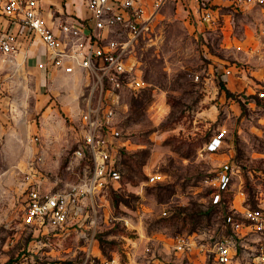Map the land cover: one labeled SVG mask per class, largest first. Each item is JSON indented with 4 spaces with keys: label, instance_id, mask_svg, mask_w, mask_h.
Here are the masks:
<instances>
[{
    "label": "rangeland",
    "instance_id": "rangeland-1",
    "mask_svg": "<svg viewBox=\"0 0 264 264\" xmlns=\"http://www.w3.org/2000/svg\"><path fill=\"white\" fill-rule=\"evenodd\" d=\"M158 1L141 0L146 29L128 48L133 74L110 150L121 181L94 198L95 211L87 214H95V227L85 218L41 234L23 224L20 183L30 161L40 158L44 192L78 184L92 166L78 116L53 107L39 121L45 109L39 102L46 99L39 88L3 91L19 118L7 120L0 136V264L24 257L32 264H79L86 254L120 264H214V241L230 236L224 212L231 220L233 207H264V14L214 7L210 0ZM208 5L214 21L205 24L201 9ZM118 37L109 34L99 45ZM221 131L222 148L206 153L205 144ZM23 133L26 139H13ZM19 150L29 154L15 160ZM78 150L82 160L74 159ZM226 162L235 176L225 205L214 207L212 178ZM153 175L158 179L150 183ZM239 237L238 246L258 241ZM182 240L191 247L176 252Z\"/></svg>",
    "mask_w": 264,
    "mask_h": 264
},
{
    "label": "built area",
    "instance_id": "built-area-1",
    "mask_svg": "<svg viewBox=\"0 0 264 264\" xmlns=\"http://www.w3.org/2000/svg\"><path fill=\"white\" fill-rule=\"evenodd\" d=\"M165 0H159L162 4ZM227 7L234 11L245 7H256L264 14V0H224ZM1 14L14 29H0V53L12 57L17 51V38L27 35L36 39L45 48L47 59L38 64L39 69H62L71 74L75 69L84 71L88 84L80 96V125L82 143L87 160L91 162L90 175L83 177L76 185L64 190L44 192L43 176L37 167L40 158L28 163L23 175L25 186V206L22 215L24 225L39 233L64 229L67 225L89 218V225L95 227L94 198L108 185L119 184L120 174L110 162L113 141L119 138L114 121L121 108L124 88L133 74L134 65L128 61V48L146 29V16L140 0H86L88 19L92 22V32L85 34L83 24L66 22L60 26L61 37L49 31L44 23L39 0H0ZM201 20L205 24L214 21L211 5L201 9ZM109 34L119 35L108 40L106 45L99 43L108 39ZM23 61L26 60L24 57ZM229 74V71H226ZM33 138L32 141H37ZM224 144V132H218L205 144L204 151L209 154L218 152ZM75 160H82L85 154L78 150L73 153ZM38 161V162H35ZM234 166L231 162L221 164L212 178L213 206L221 205L223 196L231 190ZM157 176H149L154 183ZM242 195V194H239ZM235 199L229 200L234 205ZM244 201V198L242 202ZM235 218L227 220L230 236L214 241L210 254L214 264H264V207H233ZM90 213V214H87ZM89 215V216H88ZM257 236L252 246H238L239 235ZM263 239V240H261ZM191 244L180 241L176 252L189 250ZM19 264H32L27 257ZM79 264H120L114 258L94 259L90 254Z\"/></svg>",
    "mask_w": 264,
    "mask_h": 264
},
{
    "label": "crops",
    "instance_id": "crops-1",
    "mask_svg": "<svg viewBox=\"0 0 264 264\" xmlns=\"http://www.w3.org/2000/svg\"><path fill=\"white\" fill-rule=\"evenodd\" d=\"M210 2L214 7L222 6L228 8L224 0L222 3L217 0H210ZM39 9L46 28L57 36H62L60 26L66 22L83 24L85 34L92 32V22L88 19L86 0H39ZM251 9L262 14L256 7H246L237 12H245ZM1 11L2 3H0V29L15 30L16 28L12 25L10 26L9 21L1 14ZM17 42V51L12 57H7L0 53V136L3 132L5 133L4 124L7 123V120L19 118L18 114H13L11 109L8 108L9 105H12L10 101H14V99L11 100L9 96L3 94V91L5 92L8 86H10L8 87L9 91L19 92L20 88L30 90L33 86V91H37L39 88V92L46 98L39 102V106H45L39 121L44 122L49 112H54L57 108L63 113L68 112L71 116H78L79 122L80 96L88 84L86 73L78 69H75L71 74H65L62 69L48 67L39 69L38 64L45 63L47 59L46 50L41 43L36 39L28 38L27 35H19ZM24 57L26 60L23 61ZM30 82L33 85L29 84ZM32 126L29 125V131L34 130ZM26 136L23 133L22 138L15 137L13 139L21 141V139H26ZM15 145L17 146V144ZM19 151V157L16 156L18 155L17 152L14 155L16 156L15 160L20 158L23 160L28 153H22V150ZM22 171H25V167ZM20 184L23 186L24 192L25 186L22 182Z\"/></svg>",
    "mask_w": 264,
    "mask_h": 264
},
{
    "label": "trees",
    "instance_id": "trees-1",
    "mask_svg": "<svg viewBox=\"0 0 264 264\" xmlns=\"http://www.w3.org/2000/svg\"><path fill=\"white\" fill-rule=\"evenodd\" d=\"M226 93L228 94L227 91H226ZM222 205H225V201H222L221 205H219V206L221 207ZM214 207H217V206H214ZM227 218H228V214L224 212V216H223V219H222L223 222H225Z\"/></svg>",
    "mask_w": 264,
    "mask_h": 264
}]
</instances>
